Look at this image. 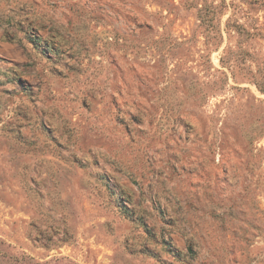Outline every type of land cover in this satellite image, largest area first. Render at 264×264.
I'll return each instance as SVG.
<instances>
[{"label": "rangeland", "instance_id": "rangeland-1", "mask_svg": "<svg viewBox=\"0 0 264 264\" xmlns=\"http://www.w3.org/2000/svg\"><path fill=\"white\" fill-rule=\"evenodd\" d=\"M0 27L37 79L4 90L0 264H264V0H0Z\"/></svg>", "mask_w": 264, "mask_h": 264}, {"label": "crops", "instance_id": "crops-1", "mask_svg": "<svg viewBox=\"0 0 264 264\" xmlns=\"http://www.w3.org/2000/svg\"><path fill=\"white\" fill-rule=\"evenodd\" d=\"M61 28L58 23L55 24L53 34L51 37L52 43L56 50L57 56H55V62L59 61L62 63H73V52L75 47L72 44L64 40L61 36ZM66 44V45H65ZM69 50L68 55L60 54L61 51ZM34 52V46L29 41H25L21 34H18V41H11L4 33V29L0 27V112H2L7 104L14 103L15 105H22L19 100H22L24 103H29L26 99L28 96L27 92L24 94L14 95L18 93V90H15L13 94L4 95V90L7 87L6 81L10 79V75L14 74H23L29 81L37 82L35 70L32 67V62L30 60V53ZM71 56V57H70ZM58 58V59H57ZM57 59V60H56ZM35 89V88H34ZM6 96L11 97L6 101ZM23 109L25 107L21 106Z\"/></svg>", "mask_w": 264, "mask_h": 264}, {"label": "built area", "instance_id": "built-area-1", "mask_svg": "<svg viewBox=\"0 0 264 264\" xmlns=\"http://www.w3.org/2000/svg\"><path fill=\"white\" fill-rule=\"evenodd\" d=\"M33 35H34V34H32V37H33ZM46 51H47V54H49L50 57L53 56V52H52V51H50V50H46ZM53 57H54V56H53Z\"/></svg>", "mask_w": 264, "mask_h": 264}]
</instances>
